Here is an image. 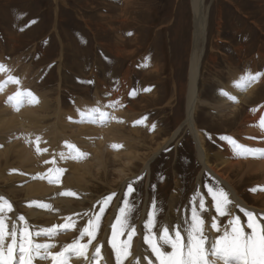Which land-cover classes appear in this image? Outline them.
Instances as JSON below:
<instances>
[{"label":"rangeland","instance_id":"374dc122","mask_svg":"<svg viewBox=\"0 0 264 264\" xmlns=\"http://www.w3.org/2000/svg\"><path fill=\"white\" fill-rule=\"evenodd\" d=\"M125 1L126 0H0V64L4 63L3 65H6L10 70L8 74L15 76L19 79L20 83L24 84H22V86L19 83L22 86L21 91H24L23 89H28L27 91H31L35 94L36 98L43 99L47 104L46 105L43 100L41 101L37 98L40 103L42 102V107L40 106L42 113L38 110L39 107L34 108V110L36 113L38 112L39 115L43 116L40 122L41 125L47 127L48 125L52 126L56 123V127L59 125L58 128L60 131L62 130L65 137L75 140L74 142L80 145V149L86 155L82 159L84 163H87L84 167L80 165L81 162L79 160H75V162L73 160L74 164L76 163L75 165L78 166L76 169H73V164H60L61 166H68L67 169L70 168L69 171L75 173L74 177L78 178L79 175L82 177L78 182L73 181V187L71 186V188H69L74 195L67 198L70 201V208L67 209V211H65L66 213L64 212L63 215V219L71 218L75 221V229L77 231L76 234L73 235L80 239V243L85 244L89 238L84 236L81 239L80 230L87 225L89 218L99 213L102 206L105 211L102 214L100 228L97 231L96 238L92 240L91 246L93 247L95 244L100 245V241L98 242L100 233L104 235L107 234V232H112L111 224L116 222V217L120 214V208L124 206V194L128 190L129 183H131L134 191L127 197L133 207L129 223L136 229V234L131 241V252L134 240L139 239L138 236L140 237L141 231L143 234L145 233L144 224L147 221V213L153 209L154 200L157 208L156 220L158 221V226L153 228V234L157 235L170 218L176 226L180 227L182 235L186 236L183 230L187 226V223L190 222L193 209L202 216L205 220V224L207 222L208 225L210 223L209 216L215 215L216 217L215 209L212 206V197L207 190L208 187H213L214 190L222 188L231 201L229 205L230 211H233L234 208H232L233 200L230 197L229 188H226V185L201 166V162L196 157L197 147L194 137L184 123L186 119V66L191 46L189 0H147V18L144 21L147 36H145L146 39L143 43V48H141L135 56L133 53L129 57L126 55L130 52V48L127 47L125 43L121 42V45H119L121 51H118L114 43V41L117 40V35L120 36V34H122L120 31L122 25L119 19H122L121 9ZM204 1L205 8L204 4L203 8L204 10L206 9L207 15L208 12H210L209 25H211L213 33L216 26L215 16L217 11H220L221 20L223 22L221 26L222 39L232 40V44L234 45H240L241 43V45H243V43L247 45L244 50L237 49V52L239 50V53H237L233 48L234 46L229 45L230 43L228 45L222 44V51L220 50L222 53H218L215 63L210 64V66L203 71V85L200 86H203L204 91L197 101L198 114L196 118L198 125L202 127V132L204 131L206 144L211 150L209 152L211 156L210 163L216 165L219 163V160L218 158H213L215 155L214 153L220 152L221 154L227 155L228 153L231 155L235 154L231 146L226 145L221 139L222 136L229 137L234 128L223 129L216 125L220 122L219 119L222 116L228 117L231 111H226L222 115H219L215 113L213 109L211 110L212 106L210 104L218 99L216 94L224 84L228 83L230 77L229 70L232 63V65L235 66L233 70L242 71L245 68H249L254 74L256 71L264 74V58L263 60L261 58L259 59L257 53L259 46L264 45V27L262 30H259L260 28L256 25V23L261 20L260 18H264V0ZM260 7L262 9H259ZM105 22L107 24H105ZM102 24L103 26H101ZM124 35L127 36V33L124 32ZM156 36L159 43V48L157 49L158 57L160 56L159 61L164 64V69L159 76L157 86V88L160 86V99L147 110L141 112L135 111L133 110L134 101L139 98L141 93H148L147 90H151L152 86H150L149 89L148 86H145V89L142 88L143 84L141 79L143 78V72L138 73V71L134 70L137 68L134 67V61L139 60L138 58L144 55ZM102 43L103 45H101ZM223 55L227 56L230 61L229 63L223 60ZM126 68L129 69L130 72L123 75V73L126 72ZM8 74L0 73L1 78L4 80L7 79ZM126 75H128V78L122 85L121 79ZM261 76L264 80V75ZM10 84L11 83H8V85ZM39 94H41V96ZM54 96H57V98ZM171 96H173V99L175 97V99L173 102L169 103ZM96 100L101 101V105L103 106L102 109H104L103 112L107 113V117L104 121L100 122L97 116L96 123L86 121L81 124L76 122L80 119V115L76 110L78 109L76 107L77 104L84 105L83 109H81L83 111L89 108L90 105L94 107L93 103ZM76 101L80 102L77 103ZM261 102L262 100L258 103ZM44 104L47 107L43 106ZM108 105L113 106L108 107ZM249 105L251 104H248V107ZM31 106L34 105L30 104V107ZM21 108L22 106L20 109ZM61 109H64L63 112H65L62 113ZM56 110L59 113L61 112V114L56 112ZM134 112L137 113L135 114ZM72 113H74V115H72ZM64 114L68 117L64 116ZM69 115L71 119H69ZM76 115H78V117ZM122 117L124 121L121 120ZM206 117H209L216 123L211 125L206 124V122H204L207 120ZM57 121L60 124H58ZM61 122L63 125L66 124L65 127L61 125ZM127 122H129V124ZM120 123H122V125L124 124V126L122 127ZM67 124H70V126ZM96 124H98L99 127ZM109 124H111V126ZM214 126L216 128H214ZM62 127H64V129ZM93 128L96 130L95 133ZM96 128H100L104 132L110 130L111 134L113 133L116 138H118L120 134L121 136L119 135L118 138V147L122 145L120 149L125 148L124 150H127H120L118 147L114 146H112L114 148L107 147L104 144L105 142L101 141V133H103V131L101 132L100 129L97 130ZM77 130L81 133H78ZM225 130L226 132H223ZM163 131L166 133H163ZM6 132L4 133L6 135L0 132V141L2 139V142H4V144L0 142V144L2 143L0 147L2 151L9 147H11V150L5 162L7 164L6 166L4 165L5 163H3L5 158L1 157L0 171H8L7 175L9 177L7 175L3 178L0 176V196L4 197L8 202L11 201V197L13 199L15 198L16 200L14 201L20 204L25 197L23 191L20 188L14 192L9 184L19 181V177L23 178V169H28L30 167H28L27 163H22L17 158V154H15L16 150L23 145V139L19 135V131H8V134ZM76 134L79 136H76ZM79 138H82L83 141L81 139L80 141L82 142H80L78 140ZM99 138L100 141L97 140ZM138 138L141 142L137 140ZM155 139L157 140L155 141ZM234 140L249 148H264V141H262L261 145L259 144V146H257L258 144L255 143H260L258 140H256L255 143L253 140L250 145H246V142L244 143V140L237 136ZM131 141L133 143H131ZM94 142L98 143L99 146L96 145V143L94 144ZM86 144H88V146ZM91 146H94L93 150ZM148 146L151 148L149 149ZM220 146H225L227 148L221 150ZM97 150L98 153L99 151L102 153L104 169L95 164L94 155L97 154ZM114 150L118 155L114 154ZM128 154L132 158L124 162ZM85 157L88 158L86 159ZM255 157H249V160H251L252 163H256V166H258L257 161L259 159L260 162L263 161L264 156H260L261 158L259 156ZM253 158H255L256 161ZM86 160L89 161L85 162ZM247 160L248 159H245V161ZM23 164H25V166ZM253 165L254 164H252V168L249 169L254 170L256 166ZM21 169L22 172L20 171ZM121 169H123V172H120ZM15 170L17 172H15ZM35 170L34 168L31 169V173ZM133 170L136 172H132ZM84 171L85 173H83ZM73 172L72 174H74ZM19 173H22V176ZM199 178L201 184L196 182ZM244 184L240 187L237 186L239 194L244 198L247 194H250L249 192L252 193L251 189H259V183H255L253 187H248L247 184ZM103 185H105V187ZM66 186L68 185L66 184ZM112 193H115V196H113L112 200L107 205L99 203L102 202L103 198ZM82 194L84 197L80 196ZM96 195L100 196L97 197ZM201 199H203L206 209L203 212H201L199 207V201ZM240 207H242V211L238 209L234 216L240 218L246 217L245 212L251 211L256 215L258 220L264 223V209L256 206L255 209L253 206L248 207L242 205ZM210 212L213 215H211ZM231 215H233L232 212ZM10 216L11 213L7 212L5 220H7L9 224L15 223L17 226L21 225ZM219 218V225L223 227L225 226V221L230 219V216ZM52 220V218L48 220L44 219L37 224L28 220V223L31 224L28 226L29 231L35 232L37 230L33 225H52ZM129 230L130 229L127 228L124 230V234L119 237L121 241L127 240V231ZM245 230L250 231L246 226ZM143 246V249L149 252L148 245L144 243ZM132 256L134 255L129 257L130 260L128 259L127 264L129 261L131 262L133 260Z\"/></svg>","mask_w":264,"mask_h":264},{"label":"bare ground","instance_id":"6f19581e","mask_svg":"<svg viewBox=\"0 0 264 264\" xmlns=\"http://www.w3.org/2000/svg\"><path fill=\"white\" fill-rule=\"evenodd\" d=\"M204 3H205L204 0H189L190 19H191V46H190V53H189L188 62H187V66H186V71H187V79H186L187 85H186V94H185V107H186L185 116H186V119H185L184 123H185V126H187V128L192 132V135L194 137V141H195V144L197 147L196 148V157L201 162V164H202L201 166H203V168L208 170L210 172V174H212L214 177L219 179L224 185H226L227 186V187L225 186L226 188H229V194H230L231 199L233 200V207L232 208H234V210L231 212L233 214L232 216H234V214L236 213V211L238 209H240L242 211V207H240L242 205L248 206V207L253 206L254 209H255V206L264 209V192H263V189H264V186H263L264 185V160L260 162L259 161L260 159H259L257 161L258 166H256V163H252V161L249 160L252 157L251 155L250 156L249 155L248 156H238L235 154L231 155L228 153V155H227V154H221L220 152H216V153H214L215 155L213 158H218L219 163L216 165L213 163H210L211 156L209 155V152L211 150H210L209 146H207V144H206L204 131L202 132V127H201V125H198L197 118H196L197 114H198L197 113V106H198L197 101H198V98L201 97V95L204 91L203 86H200V85H203V74H204L203 71L207 67H209L210 64L215 63V60L217 58L218 53H222V52H220V50L222 49V46H221L222 44L228 45L230 43L229 45L234 46L233 48H234V50H236V52H237V49L244 50L247 45L244 43H243V45H241L242 43L240 45H238V44L234 45V44H232V40L222 39V37H221L222 36L221 26H222L223 22L221 20V12L220 11H217V14L215 16L216 26L214 28L215 31L213 33V29L211 28V25H209V13L210 12H208V15H207V12L205 11L206 9L204 10V8H205ZM146 4H147V0H126L123 3V7L121 9L122 19H119V22L122 25L120 28L121 29L120 31L122 34H120V36L117 35V40H115L114 43H115V46L117 47L118 51H121V49L119 48V45H121V42L125 43V45H127V47L130 48V52L127 53V55H126L128 57L130 55H132L133 53L135 56L137 54V52L141 48H143L142 46H143V43L145 42V39H146L145 36H147V34L145 32V27H144V23H145L144 21L147 18L146 17V12H147ZM203 4H204V8H203ZM206 8H208V7H206ZM259 9H262V8L260 7ZM207 10H209V9H207ZM81 16H83V15H81ZM260 19L261 20L258 21L256 23V25L258 26V28H260L259 30H262V28L264 27V18L262 17ZM112 21H114V20H112ZM106 22H105V24H107ZM101 26H103V24ZM91 27H92V25H91ZM101 28H103V27H101ZM124 32H126L127 36H130V37H127L126 35H124ZM158 44L159 43H158L157 36H156L155 39L153 40V42L149 45V49L144 53V55L141 56L140 58H138L139 60L134 61V67H137L134 70L138 71V73L143 72L142 73L143 78L141 79L142 84H143L142 88L145 89V86H148V89H149V87L152 86L151 90H147L148 93H144V94L141 93L139 98H137L134 101L133 110H135V111L141 112V111L147 110L148 108H150L154 104H156L160 99L159 98L160 97L159 96V87L160 86L158 88H157V86H158V82H159V76L163 72V69H164V64L159 61L160 56L158 57V53H157V49L159 48ZM101 45H103V43ZM239 50L237 53H239ZM263 50H264V45H261V46H259V50L257 51L259 59L261 58L262 60L264 58ZM223 58H224L223 60L227 61L228 63L230 62L228 60L227 56L223 55ZM129 59H131V58H129ZM0 62H1V60H0ZM232 64L230 65V70H229L230 71V73H229L230 77H229L228 83H226L224 85L222 84L223 86L221 89H223L224 91L229 93L232 97H235V100H232V99L227 98L226 96L220 95V93L218 91V93L216 94L218 99L215 100V102L212 101L213 103L210 104L212 106L211 110L213 109L214 112L219 114V115H222L226 111H231L230 115H228V117H223V116L221 118L219 117L220 122H218L216 125L222 127L223 129L234 128L231 131L232 134L229 135V137H231L232 139H234L236 136L239 138H242V140H244V143L246 142V145H250L253 140H254V143L256 140H258L260 143H255V144H258L257 146H259V144L261 145L262 141H264V130H262L259 127L260 118H261V116H264V101H263L264 100V89H263L264 80H263L262 76H260V78L257 81L248 85L246 90H243V91L238 90L237 88L232 86V82L237 80L241 76V74H243L245 72V70H247L249 68H245L242 71L233 70V68L235 69V66ZM11 66H12V64H11ZM129 72H130V70L126 68V72H124L123 75H125L126 73H129ZM256 73H260V72L256 71ZM127 76L128 75L124 76V78L121 79L122 85L124 84L125 80H127V78H128ZM20 77H21V75H20ZM63 78H64V76H63ZM3 81H5V80L2 79L1 75H0V82H3ZM20 84L22 85L23 83H20ZM21 85L18 86L16 84H12V83L10 85L6 84L3 87V90H0V130H1L0 132H3V134H4L7 131L6 133L8 134V131H11V132H14V130L19 131V135L23 139L22 140L23 145H21L22 147H19L16 150L15 154H17V158L22 163L23 162H25V164L27 163L28 167H30V168L23 169L21 167L23 169V172H22V169L20 171L22 173H24L23 178H20L18 175V177L20 179L19 181L11 182L10 184L8 183L10 185L11 189H13L12 191H14V192L17 189L21 188L25 197H24V199L22 198L23 200L21 201L20 204H18V202L14 201V200H16L15 198L13 199L11 197L10 198L11 201L9 203L12 205V210L6 211L2 215L6 216L7 212L11 213L10 217L11 218L13 217L18 224H21L20 226H17L18 228L30 226L31 224L28 223V220L37 224L39 221H42L44 219L45 220H48L51 218L53 219L52 225H49V226H46L47 224L46 225H33L35 227V229L39 230L40 228H50L53 225H60V224H64L66 222H69L67 218L63 219V215H64V212L70 208V201L67 198L69 196H73V195H59V193L71 192L70 191L71 189L69 190V188H71V186L73 187V181L78 182V180L81 179L82 177H80V175L78 178L74 177L75 173L73 171H69L70 168L67 169L68 166H61L60 164H62V163H64V164L66 163L67 165L73 164V169H76V168H78V166L75 165L76 163L74 164L75 160H79L81 162L80 165L83 167L86 166L87 163H84L82 160L83 157L86 155L80 149V147H79L80 145H77L74 142L75 140H72L71 138L69 139V138L65 137L62 130L60 131V129L58 128L59 125H58V127H56V125H57L56 123H55V125H52V126L48 125L47 127L45 125H44L45 127H43L41 125L40 122L42 121L43 116L39 115L38 112L36 113L34 108L39 107L38 110L41 112L42 102L40 103V101H38V103H34L33 105L35 107L34 106L30 107V104L25 102L22 105L21 109L19 107V110H16L11 104L6 103L8 97L13 95L17 91L18 88L20 90H22L21 88L24 84L22 86ZM23 90H25V89H23ZM39 95L41 96V94H39ZM54 97L57 98V96H54ZM38 99H40V98H38ZM174 99H175V97H174ZM174 99H173V96H171L169 103L173 102ZM261 100H262V102L258 103ZM43 102H44V100H43ZM79 102H77V103H79ZM242 102H243V104H242ZM81 103H83V102H81ZM45 104L43 106L47 105V104L46 105ZM86 104H87V102H86ZM88 104H89V102H88ZM93 104H94V107H98V108H100L101 111H104V109H102L103 106L101 105V101L96 100ZM248 104H251V105H249V107H248ZM83 106H84L83 104H77L76 107L81 110V109H83ZM91 107L92 106L90 105L89 108H91ZM43 109H45V108H43ZM58 109L60 110L59 107H58ZM63 110L61 109L62 113L65 112V111L63 112ZM45 112H48V111H45ZM56 112H58V111L56 110ZM61 112L60 113L58 112V113L61 114ZM74 113H72V115H74ZM65 114H64V116H67ZM47 115H45V116H47ZM56 115H54V116H56ZM48 116H50V115H48ZM76 116L78 117V115H76ZM117 118H119V117H117ZM126 118H128V117H126ZM204 119H203V121H204ZM206 119L207 120L204 122H206V124H208V125L216 123V122H213V120H211L209 117L208 118L206 117ZM62 120H64V119H62ZM121 120H123V117L121 118ZM114 121L116 122L115 119H114ZM57 123H58V121H57ZM127 123L129 124V122H127ZM58 124H60V123H58ZM112 124H113V122H112ZM120 124L122 125V123H120ZM61 125H63L62 122H61ZM61 125H60V127H61ZM65 125H63V126L65 127ZM96 125H98V124H96ZM109 125L111 126V124H109ZM68 126H70V124ZM123 126H124V124L122 125V127ZM64 127H62V128L64 129ZM91 127H94V126H91ZM98 127H99V125H98ZM119 127H121V126H119ZM128 128H130V127H128ZM214 128H216V127L214 126ZM99 129H97V130H99ZM131 129H132V127H131ZM93 130H95V129L93 128ZM102 131L103 130H101V132ZM77 132H78V130H77ZM87 132H91V131H87ZM95 132H96V130L94 131V133ZM164 132L165 131H163V133ZM223 132H226V130ZM78 133H81V132H78ZM77 134H76V136H79ZM84 134H85V132H84ZM89 134H91V133H89ZM101 134H102V137H101L102 140L101 141L105 142L104 144L107 147H112L114 145L118 146V143H119L118 138H119L120 134L119 135L116 134V135H118V138H116L113 135V133L111 134L110 130H106L105 132L103 131V133H101ZM4 135H6V134H4ZM13 135H15V134H13ZM126 135H128V134H126ZM0 136H1V133H0ZM8 136H10V135H8ZM82 136H83V134H82ZM37 137H39L40 139L37 140L36 139ZM126 137H124V138H126ZM133 137H135V136H133ZM136 137H138V136H136ZM13 138H15V137H13ZM139 138H141V137H139ZM139 138L137 140H139ZM163 138H165V137H163ZM81 139L79 138L78 140L80 141ZM150 139H151V136H150ZM97 140L100 141V138ZM128 140H130V139H128ZM156 140L157 139H155V141ZM2 141L3 140L1 139L0 142H2ZM82 141H83V139H82ZM82 141H80V142H82ZM223 141L225 142L226 145H229L227 141H225V140H223ZM7 142H9V141H7ZM120 142H121V140H120ZM2 143L4 144V142H2ZM13 143H15V142H13ZM95 143L96 142H94V144ZM131 143H133V142L131 141ZM7 144H10V143H7ZM7 144H5V145H7ZM99 144H100V142H99ZM121 144H122V142H121ZM86 145L88 146V144H86ZM91 145H92V143H91ZM96 145H98V143H96ZM136 145H138V144H136ZM121 146L122 145H119L118 148L120 149ZM225 146H222V147L220 146L221 150L226 149L227 147H225ZM107 147H105V148H107ZM84 148H85V145H84ZM87 148H89V147H87ZM93 148H94V146L91 149L93 150ZM112 148H114V147H112ZM148 148L150 149L151 147L148 146ZM38 149H39V151H38ZM121 149L124 150L125 148H121ZM131 149H132V147H131ZM10 150H11V147L5 148L4 151H2V149L0 147V162H1V157L5 158L3 163L6 162V160L8 159ZM115 150H114V154L118 155L115 152ZM126 150H124V151H126ZM61 154H63V156H61ZM149 155H151V154H149ZM94 156H95L94 160L96 161L95 164L104 169V160H103V156H102L101 151H99V153H98V150H97V154H95ZM253 157H255V156H253ZM85 158L87 159L88 157H85ZM130 158H132V157L129 156V154L126 155V157H125L126 160H124V162ZM255 158H257V157H255ZM255 158H253V159L255 160ZM245 159H248V160L245 161ZM73 160H74V162H73ZM89 160H86L85 162H87ZM2 161H3V159H2ZM14 161H15V159H14ZM46 161H47V163H46ZM145 163L149 164L148 162H145ZM25 164H23V165L25 166ZM127 164H128V162H127ZM252 164H254L253 166H256V168L254 170L249 169V168H252ZM4 165L6 166L7 164L5 163ZM15 166H17V165H15ZM7 168H9V167H7ZM14 168H17V167H14ZM33 168L36 170L33 171V173H31L32 172L31 169H33ZM17 169H19V168H17ZM55 169H64V171L62 173H57L55 171ZM0 172H1L0 176L3 178V177H6L8 171L7 172L0 171ZM15 172H17V171L15 170ZM72 172L74 174H72ZM120 172H123V169H121ZM132 172H134V170ZM10 173H11V171H10ZM83 173H85V171ZM11 176H13V175H11ZM33 177H36V178L34 179ZM87 177H89V176H87ZM72 179H75V180H72ZM102 182H104V181H102ZM196 182H198V184H199L200 178ZM244 183L247 184L248 187H253V186H255L254 185L255 183H259V186H258L259 189L257 188L258 190H256V191L251 190L252 193L249 192L250 194H247V196L244 198V197H242V195L239 194L238 188H237V186L240 187ZM66 184L68 186H66ZM105 185H103V186L105 187ZM198 186H200V185H198ZM85 188H87V187H85ZM91 188H93V187H91ZM260 190H262V191H260ZM86 193H87V191H86ZM3 194H4V191H3ZM80 196L82 197L83 194ZM99 196H97V197H99ZM244 196H245V194H244ZM80 200H81V198H80ZM32 202H37V204H45V205H48V207L42 208V207H39L36 205L30 206V204H32ZM250 203H252V204H250ZM196 207H198V206H196ZM235 208H237V209H235ZM71 215H70V217H71ZM211 215H213V214L211 213ZM19 216H24L25 221L21 222L19 220ZM108 217H109V215H108ZM209 218H210V223H211V220L213 218H215V215H213L211 217L209 216ZM71 220L74 221L73 219H71ZM228 220L229 219H227L225 221V226H223V227L220 226L221 231H223V229L227 227ZM240 220H241L242 225L246 226L247 218L242 217V218H240ZM167 222L165 225H168L170 229H173L176 227L175 223L170 218ZM217 222L220 223V218L218 219ZM5 223H6V225L8 224L7 225L8 228L11 229L12 224L11 223L9 224L7 220H5ZM210 223L207 225V222H206L205 231H206L207 235L212 237V236H215L217 233H215L214 231L211 230ZM75 228L76 227L68 228V229H59L58 234L54 235L50 239L48 237L41 236V237H36V240H37V242H40V243H45V242L53 243L55 245V247L52 248L51 251L59 252L65 245L72 244L74 240L78 239L73 235V234H76V231H77ZM158 234H159V232H158ZM143 235L144 234L141 231L140 237L138 236L139 239L134 240V243L132 246V251H131L132 255H134V256H132L133 260L131 262L129 261L128 264H134V261L136 259H140L142 261V264H147V260L143 259L144 256H147L148 259L153 261V264H156L155 257L151 255L150 249H149V252L148 251L146 252L143 249V247H144L143 246V244H144ZM111 236H112V232L111 233L107 232V234H104V235L102 233H100V235L98 237V242L100 241V246H101V256L103 257V259H100L99 257L97 258V260L91 259L93 253L95 252V247L97 245L95 244L92 247L91 244H89L88 248L86 250V253H85V255L88 257V259H85V257H77V255L75 253H70L69 254L70 258L68 260V264H105V261H107V264H116L115 254L112 251L111 245L108 243V241L111 239ZM6 242H10V237L7 239ZM87 243H88V241L85 242V244H87ZM166 250L170 251V249H166ZM129 257L126 260H124L123 264H127ZM34 264H51V261L50 260H36V261H34Z\"/></svg>","mask_w":264,"mask_h":264},{"label":"snow or ice","instance_id":"6c2138e0","mask_svg":"<svg viewBox=\"0 0 264 264\" xmlns=\"http://www.w3.org/2000/svg\"><path fill=\"white\" fill-rule=\"evenodd\" d=\"M0 73H10V70L3 64H0ZM261 73H252L251 69L245 70L241 76L232 82V86L238 90H246L247 86L257 81ZM19 85L20 81L15 76L7 75V79L0 82V90L8 84ZM220 95L226 96L229 99L235 100L229 93L223 89L219 90ZM34 104L38 103L37 98L31 91H17L8 97L6 103L11 104L16 110H19L24 103ZM113 105H108L112 107ZM80 120L83 122H97V116L100 122H103L107 117V113L100 110L98 107L87 108L81 111L77 109ZM71 119V117H69ZM259 127L264 130V116H261ZM37 140L40 138L37 137ZM222 140L228 142L233 152L238 156H264V148H249L245 145L239 144L231 137L222 136ZM71 147V146H70ZM114 147H118L115 146ZM39 151V149H38ZM63 156V154H61ZM47 163V161H46ZM57 173H62L64 169H55ZM34 179L36 177H33ZM51 182V181H50ZM208 193L212 197V206L215 209L216 217L211 220V230L217 233L210 237L205 232V220L197 213L195 209L192 210L190 222L184 228L185 235H182L180 227L176 226L170 229L165 225L159 231V234H153V228L158 226L156 220L157 208L155 200L153 201V209L147 213V221L144 224L145 233L143 241L148 245L151 255L155 257L156 264H264V223L257 219L251 211H246L247 217L246 228L241 224L240 217L232 216L229 209L231 201L228 199L227 193L221 189H213L208 187ZM256 191L257 189H251ZM134 189L129 183L128 190L124 194V206L120 208V214L116 217V222L111 224L112 236L108 243L111 245L112 251L115 254L116 264H123L132 253L131 241L136 234V229L129 223L130 214L133 211L128 195ZM59 195H74L72 192H62ZM115 196V193L103 198V205H107ZM39 206L47 208L48 205L37 204L32 202L30 206ZM201 212L205 211V203L203 199L199 201ZM12 205L2 196H0V264H34L36 260H50L51 264H68L69 254L75 253L77 257H88L85 255L88 245L96 238L97 231L100 228L102 214L105 209L102 206L98 214H94L89 218L87 225L80 230V238L84 236L89 237L87 244L80 243V239H76L72 244L65 245L59 252L51 251L55 247L53 243L37 242L36 237H48L49 239L58 234L59 229H68L75 227V221L67 218L69 222L60 225H53L50 228H40L35 232L29 231V227L18 228L15 223L12 224L11 229L5 223L6 211H11ZM87 215V214H86ZM230 216L228 225L221 231L220 225L217 222L219 217ZM21 222L25 221L24 216H19ZM127 231V240L121 241L119 237ZM10 237V242H6ZM170 249V251L166 250ZM103 259L101 256V246L95 247L91 259ZM147 260V264H153V261L147 256L143 257ZM107 264V261H105ZM134 264H142L140 259H136Z\"/></svg>","mask_w":264,"mask_h":264}]
</instances>
